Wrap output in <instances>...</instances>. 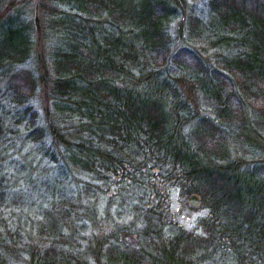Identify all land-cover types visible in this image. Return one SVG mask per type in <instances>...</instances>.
I'll return each mask as SVG.
<instances>
[{"label": "trees", "instance_id": "obj_1", "mask_svg": "<svg viewBox=\"0 0 264 264\" xmlns=\"http://www.w3.org/2000/svg\"><path fill=\"white\" fill-rule=\"evenodd\" d=\"M35 1L0 0V212L38 193L47 245L0 215V264H264V0Z\"/></svg>", "mask_w": 264, "mask_h": 264}, {"label": "rangeland", "instance_id": "obj_2", "mask_svg": "<svg viewBox=\"0 0 264 264\" xmlns=\"http://www.w3.org/2000/svg\"><path fill=\"white\" fill-rule=\"evenodd\" d=\"M30 1H32V0H30ZM33 1H35V0H33ZM38 1L39 0H36L35 2H38ZM182 26H183V24L180 25V27H182ZM182 33H183V35H181V37L179 39V41H181V42L184 38L182 36H185L184 30L182 31ZM39 43H40V41L37 43V48L40 50H44L46 48L44 46V44L43 43L39 44ZM197 102L199 104V108H202L204 111L208 110L209 105H208L207 101L203 100V97H199ZM190 103H192L193 105H196L195 100L191 101ZM36 106H38V108L41 109L40 105H38L37 103H36ZM188 196L189 195L187 194V195H185V197H182L181 203H179V200L176 197H174V200L178 205H180V207H182V208H180V210H181L180 213L182 214V216L187 218L186 226L189 229L194 230V229H197L196 220H197V217L202 213V211L196 210V209L183 208L184 205H187L188 207L194 208L188 204V202H187ZM106 200L107 199L104 198V199H102V202H105ZM26 201L29 202V204L24 203L22 205V203H21V205L19 207L14 205V207H12L13 209L10 211H9V209H3L2 212H0V215H2L3 218L7 219L6 222H7L8 228H15V227L18 228L19 227V229H18L19 233H23L22 235L26 239H29L32 242L39 244V248L42 249L44 246L47 245V241L44 239H41V238L39 239L38 237H35V236L28 238L26 236V234H27L26 231L35 235L37 233V230L34 228L35 225H37V226L42 225L40 218H41V214L44 211L43 210L44 202L42 201V197L38 196V193L29 196L25 200V202ZM183 201H184V203H183ZM22 202H24V201H22ZM37 204L39 205V207ZM33 206H35L34 209H33ZM112 214L114 215L115 212L112 211ZM117 220L120 221L119 219H117ZM121 220H123V217L121 218ZM105 221L110 222V219H106ZM104 226H105L104 228L109 227V225L105 224V223H104ZM5 228H6L5 226H2V230H5ZM0 230H1V226H0ZM5 232L6 233H8V232L13 233V231H7V230H5ZM19 233H16L15 235H18L23 240L22 235H20Z\"/></svg>", "mask_w": 264, "mask_h": 264}, {"label": "water", "instance_id": "obj_3", "mask_svg": "<svg viewBox=\"0 0 264 264\" xmlns=\"http://www.w3.org/2000/svg\"><path fill=\"white\" fill-rule=\"evenodd\" d=\"M187 202L192 207H198L200 206V200L197 194L193 193L190 194L187 198Z\"/></svg>", "mask_w": 264, "mask_h": 264}]
</instances>
